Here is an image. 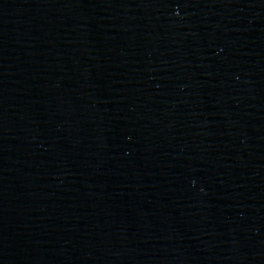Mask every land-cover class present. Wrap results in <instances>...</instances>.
I'll list each match as a JSON object with an SVG mask.
<instances>
[{
  "label": "water",
  "instance_id": "obj_1",
  "mask_svg": "<svg viewBox=\"0 0 264 264\" xmlns=\"http://www.w3.org/2000/svg\"><path fill=\"white\" fill-rule=\"evenodd\" d=\"M0 264H264V0H0Z\"/></svg>",
  "mask_w": 264,
  "mask_h": 264
}]
</instances>
